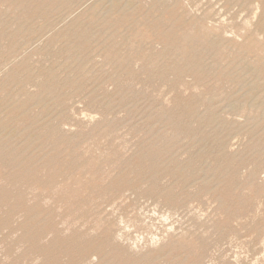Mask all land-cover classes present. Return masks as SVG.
I'll list each match as a JSON object with an SVG mask.
<instances>
[{"label": "rangeland", "instance_id": "rangeland-1", "mask_svg": "<svg viewBox=\"0 0 264 264\" xmlns=\"http://www.w3.org/2000/svg\"><path fill=\"white\" fill-rule=\"evenodd\" d=\"M263 95L264 0H0V264H264Z\"/></svg>", "mask_w": 264, "mask_h": 264}, {"label": "bare ground", "instance_id": "bare-ground-1", "mask_svg": "<svg viewBox=\"0 0 264 264\" xmlns=\"http://www.w3.org/2000/svg\"><path fill=\"white\" fill-rule=\"evenodd\" d=\"M186 1V0H185ZM71 7V6H70ZM224 9V8H223ZM51 10V9H50ZM105 13V12H104ZM4 17V16H3ZM2 18V17H1ZM19 18V17H18ZM224 18V17H223ZM201 20V19H200ZM217 23V22H216ZM28 31V30H27ZM74 33V32H73ZM261 35V34H260ZM94 39V38H93ZM188 39V38H187ZM220 44V43H219ZM219 46V45H218ZM83 47V46H82ZM24 50V49H23ZM197 51V50H196ZM154 53V52H153ZM69 56V55H68ZM14 59V58H13ZM211 61V60H210ZM2 64V63H1ZM212 65V64H211ZM7 66V65H6ZM191 71V70H190ZM58 73V72H57ZM37 80V79H36ZM259 82V81H258ZM263 89V88H262ZM87 94V93H86ZM258 94V92L256 93V95ZM121 95V94H120ZM264 96V95H263ZM42 97V96H41ZM108 101V100H107ZM249 102H250V100H249ZM249 104V103H248ZM105 105V104H104ZM251 126V125H250ZM8 134V133H7ZM32 142V141H31ZM20 143V142H19ZM9 146V145H8ZM232 146V145H231ZM7 147V146H6ZM32 151V150H31ZM259 161V160H258ZM12 168V167H11ZM26 170V169H25ZM204 174V173H203ZM33 187V186H32ZM29 189V188H28ZM29 195H31V194H29ZM48 197H50V196H48ZM48 197H46V198H48ZM50 199V198H49ZM45 200V199H44ZM32 201V200H31ZM46 205V204H45ZM21 218V217H20ZM71 223V222H70ZM60 225V224H59ZM69 225V224H68ZM67 229V228H66ZM27 234V233H26ZM49 234V233H48ZM45 249V248H44Z\"/></svg>", "mask_w": 264, "mask_h": 264}]
</instances>
